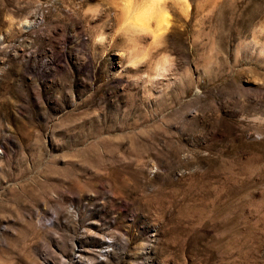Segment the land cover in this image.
Listing matches in <instances>:
<instances>
[{
    "label": "rangeland",
    "instance_id": "obj_1",
    "mask_svg": "<svg viewBox=\"0 0 264 264\" xmlns=\"http://www.w3.org/2000/svg\"><path fill=\"white\" fill-rule=\"evenodd\" d=\"M154 1L0 0V264H264V0Z\"/></svg>",
    "mask_w": 264,
    "mask_h": 264
},
{
    "label": "bare ground",
    "instance_id": "obj_2",
    "mask_svg": "<svg viewBox=\"0 0 264 264\" xmlns=\"http://www.w3.org/2000/svg\"><path fill=\"white\" fill-rule=\"evenodd\" d=\"M158 4V0H155L153 3H152V5H153V7L152 8H154V6L155 5H157ZM151 5V6H152ZM130 6V5H129ZM150 6V5H149ZM147 8H149V7H147ZM147 8L145 9V11L142 9V11H141V14L140 15H137L136 17H134L135 19V21H137V22H141L140 24H142L143 22H144V20H146V18H148L147 16H149V11H150V15H151V10H149L148 12H147ZM149 9H151V8H149ZM154 10V9H153ZM152 10V11H153ZM162 12V13H161ZM159 14H161V15H163L164 14V12L161 10L160 12H158ZM138 14V13H137ZM153 15V14H152ZM151 15V16H152ZM159 19H158V23H157V25L158 26H160L162 23H164V22H166V18H168V17H166V15H163V16H161V17H158ZM167 23V22H166ZM165 24V23H164ZM163 26V25H162ZM165 26V25H164ZM161 27V26H160ZM159 27V28H160Z\"/></svg>",
    "mask_w": 264,
    "mask_h": 264
}]
</instances>
